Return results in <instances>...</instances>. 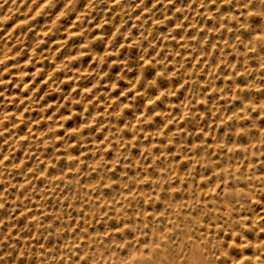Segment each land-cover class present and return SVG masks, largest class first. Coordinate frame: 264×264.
Returning a JSON list of instances; mask_svg holds the SVG:
<instances>
[{
    "label": "rangeland",
    "instance_id": "rangeland-1",
    "mask_svg": "<svg viewBox=\"0 0 264 264\" xmlns=\"http://www.w3.org/2000/svg\"><path fill=\"white\" fill-rule=\"evenodd\" d=\"M60 1L0 0V27H2L0 28V53H2L0 54V180L2 179L0 182V216L2 215L0 217V264H101L103 262H105L103 264H135L136 262H138L136 264H148L149 260L150 264H154L155 262H157V264L159 262V264H166L165 262H167V264H253V261L254 264H262L264 262V177H262V175L264 176V40H262L264 39V0H255V3L254 0H166L165 2L164 0ZM175 1H177V3ZM251 1H253V3H250ZM258 2L260 3L258 4ZM78 3H80V7ZM42 4L45 5L43 6ZM254 5L256 7H253ZM197 7H199V12L197 11ZM216 8H218V10ZM73 10H75V15L72 13ZM59 11H62V14ZM57 16L59 18H57ZM63 17H65V20ZM117 18L122 21L119 22ZM178 18L180 19L178 20ZM103 19L104 22H102ZM191 19L194 20H192L194 23H192ZM232 24H235L234 27ZM69 26H74L75 29L72 28L71 30ZM44 27L45 29L43 30L42 28ZM77 28L78 31L76 30ZM114 28H116L117 31H114L116 30ZM85 32H87V34ZM39 33L40 35H38ZM172 33L175 36H172ZM58 36H61L60 39ZM261 36L262 38H260ZM180 37L182 38L180 39ZM37 38L39 40H37ZM259 40L261 46H259ZM106 43H108V45ZM98 44L99 47H97ZM31 48H33L32 51ZM62 49H65L64 52H62ZM74 49L75 51H73ZM260 49L262 51H260ZM195 50L197 51L195 52ZM252 50H254V52ZM76 51L77 53L79 52V54H76ZM192 52L195 53V55ZM64 55H66V58L63 57ZM258 58L261 60L259 59V61ZM81 60L83 63L80 62ZM85 66L88 69H86ZM230 68H233L232 73ZM65 69L67 70L65 71ZM94 70H96V72ZM111 71L114 74L111 73ZM259 71L260 73L258 74ZM207 72H210V76H207ZM234 72L236 73L234 74ZM191 73H194V76ZM237 73L240 76L243 74L241 78H239ZM47 76L49 77L47 78ZM111 79H113V81ZM50 80H53V82ZM162 80H165L166 83L165 81L162 82ZM74 81H76L75 84L73 83ZM144 84L145 86H143ZM114 85H116V87H114ZM136 86L138 87L137 89ZM234 86L236 91L233 89ZM73 87L74 89L72 90ZM142 87L143 90H140ZM34 94L36 96H34ZM229 95H231L232 99ZM140 97L142 98L140 99ZM152 97L155 100H153ZM151 98L153 101L150 100ZM85 100L86 102L84 103ZM135 100L138 104H135ZM148 101L151 102L149 103ZM185 102H187V104ZM136 105L137 107H135ZM113 106L116 108H114L115 111ZM135 108L138 111H135ZM88 109L89 111H85ZM86 112L89 113L85 115ZM189 112L190 114H188ZM118 113L120 114L118 115ZM155 115L158 117H155ZM81 117L83 118L81 119ZM225 119H229V122ZM233 119L234 121H232ZM171 121L172 124L169 123ZM4 122L6 124H4ZM148 122H150L151 125ZM218 122L221 125L218 124ZM130 124L133 129L130 127ZM43 126H45V130ZM208 126L210 127V131ZM169 128L173 129L171 130ZM214 128L218 131L216 132L217 134L214 133ZM255 128L258 129L255 130ZM36 130L39 131V134ZM84 131L86 133H83ZM45 135L46 138L43 137ZM211 136L214 138L211 139ZM50 137L52 139H50ZM233 137L237 139H233ZM174 138L176 140H173ZM36 141H39V143H36ZM106 141L108 142L106 143ZM134 142L137 145H135ZM222 142L224 145H221ZM250 144L256 146L252 149L253 145L250 147ZM103 145L104 148L102 147ZM240 146L244 151H242ZM195 147H197V149ZM34 149L35 151H33ZM44 150L46 153H44ZM6 151H8L7 154L5 153ZM174 154L176 155L174 156ZM64 160L65 162H63ZM87 161H89V163ZM21 163L23 165H21ZM67 163L68 165L65 166ZM39 164L41 166H39ZM214 164H216V166H214ZM56 166L58 168H56ZM168 167L169 169H167ZM48 168L50 170L49 172H47ZM98 169L100 171H98ZM57 172H59V174ZM164 172L167 173L165 174ZM110 175H112L111 178ZM256 176H258V179ZM146 177L147 179H145ZM227 182L229 183L227 184ZM152 183L155 186H153ZM164 183L166 185H163ZM234 190L236 194L233 192ZM246 190L249 191L247 192ZM221 194L223 197L220 196ZM250 196L252 198L251 201ZM261 196L263 199L260 198ZM252 201L256 202H253L255 205L251 203ZM222 203H224V205H222ZM85 206L88 207L86 208ZM148 207L149 209H147ZM81 208L83 210H80ZM99 209L101 210L99 211ZM231 210L233 211L231 212ZM145 211L146 213H144ZM245 212L248 213L246 214ZM134 215L136 216L134 217ZM167 219L170 223L166 225V222H168ZM190 219L191 221L193 220L194 223L193 221L191 222ZM105 223L110 226L108 227ZM227 224L230 226H227ZM257 224L259 225L256 226ZM256 227L262 228L259 230V228L256 229ZM106 229H108V231ZM116 230L117 232H115ZM134 230L137 232H134ZM106 234H109V236ZM139 235L141 236V238L139 237L140 241L137 238ZM206 237L208 238L207 240ZM161 239L166 241L163 242ZM218 241L220 242L219 245ZM112 242L114 243L112 244ZM149 245L150 247L148 248ZM154 247H157L156 251ZM97 251L101 253L98 254ZM155 253L159 256L155 255ZM92 254L94 256H92ZM227 254H229V257ZM153 256H158V259H152ZM97 257H100V259ZM256 257L257 259L255 260ZM108 260L112 262L110 261L109 263ZM230 260H232L231 263Z\"/></svg>",
    "mask_w": 264,
    "mask_h": 264
},
{
    "label": "bare ground",
    "instance_id": "bare-ground-1",
    "mask_svg": "<svg viewBox=\"0 0 264 264\" xmlns=\"http://www.w3.org/2000/svg\"><path fill=\"white\" fill-rule=\"evenodd\" d=\"M55 1H57V0H55ZM59 1H60V0H59ZM61 1H62V0H61ZM61 1H60V2H61ZM71 1H72V0H71ZM86 1H87V0H86ZM86 1H84V2H86ZM96 1H99V0H96ZM112 1H113V0H112ZM121 1H122V0H121ZM151 1H152V0H151ZM165 1H166V0H164V2H165ZM190 1H191V0H190ZM192 1H193V0H192ZM63 2H64V1H63ZM73 2H74V1H73ZM76 2H78V1L76 0ZM129 2H130V1H129ZM137 2H138V1H137ZM146 2H147V1H146ZM154 2H155V1H154ZM162 2H163V1H162ZM169 2H170V1H169ZM175 2L177 3V1H175ZM184 2H185V1H184ZM196 2H197V1H196ZM231 2H232V1H231ZM237 2H238V1H237ZM55 3H56V2H55ZM57 3H59V2H57ZM125 3H126V2H125ZM140 3H141V2H140ZM144 3H145V2H144ZM148 3H149V2H148ZM167 3H168V2H167ZM250 3H253V1H251ZM250 3H249V4H250ZM254 3H255V0H254ZM259 3H260V2H258V4H259ZM72 4H73V3H72ZM79 4H80V3H78V6H79ZM88 4H89V3H88ZM97 4H98V3H97ZM135 4H136V2H135ZM159 4H160V2H159ZM180 4H181V2H180ZM229 4H230V2H229ZM229 4H228V5H229ZM239 4H241V3H239ZM30 5H31V4H30ZM42 5H43V4H42ZM44 5H45V4H44ZM44 5H43V6H44ZM46 5H47V3H46ZM49 5H50V4H49ZM49 5H48V6H49ZM76 5H77V4H76ZM89 5H90V4H89ZM91 5H92V4H91ZM93 5H94V3H93ZM125 5H126V4H125ZM152 5H153V4H152ZM192 5H193V4H192ZM197 5H198V3H197ZM199 5H200V4H199ZM39 6H40V5H39ZM43 6H42V7H43ZM56 6H58V5H56ZM60 6H61V5H60ZM80 6H81V5H80ZM80 6H79V7H80ZM119 6H120V5H119ZM131 6H132V5H131ZM133 6H134V5H133ZM162 6H163V5H162ZM188 6H189V5H188ZM212 6H213V5H212ZM220 6H221V4H220ZM49 7H50V6H49ZM52 7H53V6H52ZM52 7H51V8H52ZM54 7H55V5H54ZM54 7H53V8H54ZM72 7H73V6H72ZM74 7H75V6H74ZM84 7H85V6H84ZM86 7H87V6H86ZM98 7H99V6H98ZM104 7H105V6H104ZM116 7H117V6H116ZM125 7H126V6H125ZM154 7H155V6H154ZM158 7H159V6H158ZM174 7H175V6H174ZM184 7H185V6H184ZM200 7H201V6H200ZM248 7H249V6H248ZM250 7H251V5H250ZM253 7H256V6L254 5ZM47 8H48V7H47ZM51 8H50V9H51ZM66 8H67V7H66ZM66 8H65V9H66ZM70 8H71V7H70ZM88 8H89V7H88ZM175 8H176V7H175ZM198 8H199V7H197V11H198ZM244 8H247V7H244ZM43 9H44V8H43ZM54 9H55V8H54ZM58 9H59V8H58ZM58 9H57V10H58ZM60 9H61V8H60ZM63 9H64V8H63ZM81 9H82V8H81ZM95 9H96V8H95ZM104 9H105V8H104ZM119 9H120V8H119ZM166 9H167V8H166ZM166 9H164V10H166ZM179 9H180V8H179ZM187 9H188V8H187ZM216 9L218 10V8H216ZM258 9H259V8H258ZM44 10H45V9H44ZM51 10H52V9H51ZM66 10H67V9H66ZM69 10H70V9H69ZM78 10H79V9H78ZM86 10H87V9H86ZM131 10H132V9H131ZM155 10H156V9H155ZM260 10H261V9H260ZM63 11H64V10H63ZM74 11H75V10H73L72 13H74ZM81 11H82V10H81ZM88 11H89V10H88ZM94 11H95V10H94ZM96 11H97V9H96ZM129 11H130V10H129ZM142 11H143V10H142ZM172 11H173V10H172ZM5 12H6V11H5ZM52 12H53V11H52ZM59 12L61 13L62 11H59ZM65 12H66V11H65ZM65 12H64V13H65ZM82 12H83V11H82ZM92 12H93V11H92ZM112 12H113V11H112ZM149 12H150V11H149ZM154 12H155V11H154ZM154 12H153V13H154ZM165 12H166V11H165ZM170 12H171V11H170ZM183 12H184V11H183ZM183 12H182V13H183ZM187 12H188V11H187ZM191 12H192V10H191ZM198 12H199V11H198ZM219 12H220V11H219ZM260 12H262V11H260ZM50 13H51V12H50ZM70 13H71V12H70ZM194 13H195V12H194ZM235 13H236V12H235ZM237 13H238V12H237ZM262 13H263V12H262ZM61 14H62V13H61ZM75 14H76V13H74V15H75ZM78 14H79V13H78ZM91 14H92V13H91ZM112 14H113V13H112ZM137 14H138V13H137ZM176 14H177V13H176ZM205 14H206V13H205ZM246 14H247V13H246ZM56 15H57V14H56ZM68 15H69V13H68ZM165 15H168V14H165ZM211 15H213V14H211ZM236 15H237V14H236ZM250 15H251V14H250ZM257 15H259V14H257ZM257 15H256V18H257ZM261 15H262V14H261ZM70 16H71V14H70ZM70 16H68V17H70ZM108 16H109V15H108ZM111 16H112V15H111ZM133 16H134V14H133ZM157 16H158V15H157ZM176 16H177V15H176ZM188 16H189V15H188ZM3 17H4V16H3ZM48 17H49V16H48ZM61 17H62V15H61ZM89 17H91V16H89ZM97 17H98V16H97ZM117 17H118V16H117ZM122 17H123V16H122ZM141 17H143V16H141ZM155 17H156V16H155ZM193 17H194V16H193ZM231 17H232V16H231ZM239 17H240V16H239ZM239 17H238V18H239ZM30 18H31V17H30ZM45 18H46V17H45ZM53 18H54V17H53ZM55 18H56V16H55ZM57 18H59V17L57 16ZM64 18H65V17H63V19H64ZM72 18H73V17H72ZM92 18H94V17H92ZM92 18H91V19H92ZM100 18H101V17H100ZM110 18H111V17H110ZM145 18H146V17H145ZM254 18H255V16H254ZM254 18H253V20H254ZM46 19H47V18H46ZM51 19H52V18H51ZM63 19H62V21H63ZM86 19H88V18H86ZM114 19H115V18H114ZM118 19H119V18H117V20H118ZM124 19H125V18H124ZM131 19H132V18H131ZM139 19H140V18H139ZM153 19H155V18H153ZM163 19H164V18H163ZM179 19H180V18H178V20H179ZM193 19H195V18H193ZM193 19H191V21H192ZM215 19H216V18H215ZM219 19H220V18H219ZM53 20H55V19H53ZM64 20H65V19H64ZM74 20H75V19H74ZM74 20H73V21H74ZM82 20H83V19H82ZM88 20H89V19H88ZM207 20H208V19H207ZM220 20H221V19H220ZM259 20H260V19H259ZM263 20H264V18H263ZM49 21H50V20H49ZM67 21H68V19H67ZM85 21H86V20H85ZM85 21H84V22H85ZM99 21H100V20H99ZM108 21H110V20H108ZM118 21L120 22V21H122V20H118ZM193 21H194V20H193ZM193 21H192V23H194ZM214 21H215V20H214ZM246 21H247V20H246ZM254 21H255V20H254ZM47 22H48V21H47ZM56 22H57V21H56ZM69 22H70V20H69ZM92 22H93V21H92ZM94 22H95V21H94ZM102 22H104V19H103ZM116 22H117V21H116ZM119 22H118V23H119ZM123 22H124V21H123ZM134 22H135V21H134ZM155 22H156V21H155ZM157 22H158V21H157ZM169 22H170V21H169ZM219 22H221V21H219ZM222 22H223V20H222ZM258 22H259V21H258ZM261 22H262V21H261ZM43 23H44V21H43ZM72 23H73V22H72ZM75 23H77V22H75ZM89 23H90V22H89ZM108 23H109V22H108ZM113 23H115V22H113ZM130 23H131V22H130ZM170 23H171V22H170ZM232 23H233V22H232ZM235 23H236V22H235ZM256 23H257V22H256ZM9 24H10V23H9ZM61 24H62V22H61ZM90 24H91V23H90ZM92 24H93V23H92ZM97 24H98V23H97ZM171 24H172V23H171ZM239 24H240V23H239ZM262 24H263V23H262ZM43 25H44V24H43ZM59 25H60V23H59ZM72 25H73V24H72ZM77 25H78V24H77ZM83 25H84V24H83ZM94 25H95V23H94ZM104 25H105V24H104ZM116 25H117V24H116ZM166 25H167V23H166ZM172 25H173V24H172ZM193 25H194V24H193ZM232 25H233V24H232ZM234 25H235V24H234ZM234 25H233V27H234ZM263 25H264V24H263ZM2 26H3V25H2ZM15 26H16V25H15ZM53 26H54V25H53ZM56 26H57V25H56ZM64 26H65V25H64ZM91 26H92V25H91ZM97 26H99V25H97ZM117 26H118V25H117ZM128 26H129V25H128ZM136 26H137V25H136ZM181 26H182V25H181ZM183 26H184V25H183ZM237 26H238V25H237ZM251 26H252V25H251ZM251 26H250V27H251ZM3 27H4V26H3ZM12 27H13V26H12ZM46 27H47V26H46ZM54 27H55V26H54ZM54 27H52V28H54ZM62 27H63V25H62ZM65 27H66V26H65ZM69 27H71V26H69ZM82 27H83V26H82ZM103 27H104V26H103ZM108 27H109V25H108ZM160 27H161V26H160ZM167 27H168V26H167ZM167 27H166V28H167ZM170 27H171V25H170ZM174 27H175V26H174ZM0 28H2V27H0ZM14 28H15V27H14ZM14 28H13V29H14ZM47 28H48V27H47ZM52 28H51V29H52ZM63 28H64V27H63ZM72 28H74V26L71 27L70 29L72 30ZM116 28H118V27H116ZM116 28H114V29H116ZM119 28H120V27H119ZM181 28H183V27H181ZM203 28H204V27H203ZM222 28H223V27H222ZM222 28H221V29H222ZM231 28H232V27H231ZM247 28H248V27H247ZM256 28H257V27H256ZM5 29H6V28H5ZM42 29L44 30L45 27L42 28ZM61 29H62V28H61ZM64 29H65V28H64ZM74 29H75V28H74ZM79 29H80V28H79ZM88 29H90V28H88ZM133 29H134V28H133ZM147 29H148V28H147ZM160 29H161V28H160ZM162 29H163V28H162ZM186 29H187V28H186ZM191 29H192V28H191ZM200 29H201V28H200ZM211 29H212V28H211ZM241 29H243V28L241 27ZM2 30H3V29H2ZM2 30H1V31H2ZM9 30H10V29H9ZM62 30H63V29H62ZM76 30L78 31V28H77ZM86 30H87V29H86ZM138 30H139V29H138ZM164 30H165V29H164ZM180 30H181V29H180ZM10 31H13V30H10ZM10 31H9V32H10ZM38 31H39V30H38ZM50 31H51V30H50ZM90 31H91V30H90ZM92 31H93V30H92ZM114 31H117V29L114 30ZM123 31H124V30H123ZM135 31H136V29H135ZM139 31H140V30H139ZM156 31H157V30H156ZM183 31H184V30H183ZM205 31H206V30H205ZM211 31H212V30H211ZM232 31H233V30H232ZM243 31H244V29H243ZM40 32H41V31H40ZM48 32H49V31H48ZM121 32H122V31H121ZM158 32H159V31H158ZM164 32H165V31H164ZM177 32H178V31H177ZM188 32H189V31H188ZM238 32H239V30H238ZM240 32H241V31H240ZM10 33H11V32H10ZM41 33H42V32H41ZM45 33H46V32H45ZM64 33H66V32H64ZM67 33H68V32H67ZM78 33H80V32H78ZM85 33L87 34V32H85ZM149 33H150V32H149ZM149 33H148V35H149ZM186 33H187V32H186ZM186 33H184V34H186ZM195 33H196V32H195ZM218 33H219V32H218ZM218 33H217V34H218ZM222 33H223V32H222ZM228 33H229V32H228ZM246 33H247V31H246ZM46 34H47V33H46ZM46 34H45V35H46ZM57 34H58V33H57ZM72 34H73V33H72ZM95 34H96V33H95ZM113 34H114V33H113ZM134 34H135V33H134ZM177 34H178V33H177ZM187 34H188V33H187ZM213 34H214V33H213ZM263 34H264V33H263ZM36 35H37V34H36ZM38 35H40V33H39ZM91 35H92V34H91ZM117 35H118V34H117ZM132 35H133V34H132ZM132 35H131V36H132ZM142 35H143V34H142ZM148 35H147V36H148ZM173 35H174V34L172 33V36H173ZM198 35H199V34H198ZM215 35H216V34H215ZM228 35H229V34H228ZM54 36H55V35H54ZM68 36H69V35H68ZM152 36H153V35H152ZM160 36H162V35H160ZM160 36H159V37H160ZM174 36H175V35H174ZM181 36H182V32H181ZM192 36H193V35H192ZM208 36H210V35H208ZM241 36H242V35H241ZM254 36H255V35H254ZM58 37H59V36H58ZM60 37H61V36H60ZM60 37H59V39H60ZM106 37H107V36H106ZM116 37H117V36H116ZM118 37H119V36H118ZM183 37H184V36H183ZM222 37H223V36H222ZM225 37H227V36H225ZM251 37H252V36H251ZM38 38H39V37H38ZM38 38H37V40H39ZM111 38H112V37H111ZM154 38H155V37H154ZM169 38H170V37H169ZM177 38H179V37H177ZM181 38H182V37H180V39H181ZM197 38H198V37H197ZM197 38H196V39H197ZM210 38H211V37H210ZM256 38H257V37H256ZM260 38H262V36H261ZM263 38H264V37H263ZM62 39H64V38H62ZM85 39H87V38H85ZM90 39H91V38H90ZM90 39H89V40H90ZM108 39H109V38H108ZM136 39H137V38H136ZM142 39H143V38H142ZM150 39H151V38H150ZM222 39H223V38H222ZM257 39H258V38H257ZM51 40H52V39H51ZM67 40H68V39H67ZM82 40H83V39H82ZM96 40H97V39H96ZM104 40H105V39H104ZM106 40H107V39H106ZM114 40H115V38H114ZM119 40H120V39H119ZM122 40H123V39H122ZM148 40H149V39H148ZM154 40H155V39H154ZM193 40H194V38H193ZM250 40H251V39H250ZM260 40H261V39H260ZM260 40L258 41L259 43H260ZM262 40H264V39H262ZM57 41H58V40H57ZM62 41H63V40H62ZM107 41H108V40H107ZM124 41H125V40H124ZM161 41H162V40H161ZM188 41H189V40H188ZM195 41H196V40H195ZM213 41H214V40H213ZM235 41H236V40H235ZM251 41H252V40H251ZM255 41H256V40H255ZM39 42H40V41H39ZM84 42H85V40H84ZM84 42H83V43H84ZM108 42H109V41H108ZM116 42H117V41H116ZM121 42H122V41H121ZM144 42H146V41H144ZM152 42H153V41H152ZM199 42H200V41H199ZM252 42H253V41H252ZM54 43H55V42H54ZM77 43H78V42H77ZM96 43H97V42H96ZM98 43H99V42H98ZM101 43H102V42H101ZM140 43H141V42H140ZM153 43H154V42H153ZM158 43H159V42H158ZM190 43H191V42H190ZM205 43H206V41H205ZM221 43H222V42H221ZM248 43H249V42H248ZM48 44H49V43H48ZM56 44H57V43H56ZM81 44H82V43H81ZM106 44L108 45V43H106ZM121 44H123V43H121ZM142 44H143V43H142ZM154 44H156V43H154ZM154 44H153V45H154ZM160 44H161V42H160ZM179 44H180V43H179ZM192 44H193V42H192ZM194 44H195V43H194ZM214 44H215V43H214ZM243 44H244V43H243ZM52 45H53V44H52ZM79 45H80V44H79ZM82 45H83V44H82ZM157 45H159V44H157ZM157 45H156V46H157ZM188 45H189V44H188ZM221 45H222V44H221ZM251 45H252V43H251ZM258 45H259V44H258ZM56 46H57V45H56ZM56 46H55V48H56ZM62 46H63V44H62ZM80 46H81V45H80ZM96 46H97V45H96ZM144 46H145V45H144ZM147 46H148V45H147ZM147 46H146V47H147ZM168 46H170V45H168ZM190 46H191V45H190ZM205 46H206V45H205ZM224 46H225V45H224ZM247 46H248V44H247ZM259 46H261V43H260ZM31 47H32V46H31ZM51 47H52V46H51ZM71 47H72V46H71ZM92 47H93V46H92ZM94 47H95V46H94ZM97 47H99V44H98ZM104 47H105V46H104ZM148 47H149V46H148ZM221 47H222V46H221ZM230 47H231V46H230ZM252 47H253V46H252ZM114 48H115V47H114ZM114 48H113V49H114ZM118 48H119V47H118ZM118 48H116V49H118ZM142 48H143V45H142ZM155 48H156V47H155ZM167 48H169V47H167ZM187 48H188V47H187ZM216 48H217V47H216ZM233 48H234V47H233ZM263 48H264V47H263ZM8 49H9V48H8ZM19 49H20V47H19ZM28 49H29V48H28ZM32 49H33V48H31V51H32ZM51 49H52V48H51ZM94 49H96V48H94ZM100 49H101V48H100ZM113 49H112V50H113ZM177 49H178V48H177ZM183 49H185V48H183ZM188 49H190V48H188ZM214 49H215V48H214ZM228 49H229V48H228ZM248 49H249V48H248ZM3 50H4V49H3ZM49 50H50V49H49ZM53 50H54V48H53ZM57 50H58V49H57ZM62 50H63V49H62ZM64 50H65V49H64ZM64 50H63L62 52H64ZM104 50H105V49H104ZM108 50H109V49H108ZM139 50H140V48H139ZM210 50H211V49H210ZM23 51H24V50H23ZM29 51H30V50H29ZM35 51H36V50H35ZM51 51H52V50H51ZM73 51H75V49H74ZM93 51H95V50H93ZM163 51H164V50H163ZM173 51H174V50H173ZM190 51H191V50H190ZM196 51H197V50H195V52H196ZM214 51H215V50H214ZM220 51H221V50H220ZM225 51H226V50H225ZM236 51H237V50H236ZM244 51H245V50H244ZM252 51L254 52V50H252ZM260 51H262V50L260 49ZM260 51H259V52H260ZM55 52H56V51H55ZM62 52H61V54H62ZM86 52H87V51H86ZM141 52H142V51H141ZM211 52H212V51H211ZM223 52H224V51H223ZM249 52H250V51H249ZM249 52H248V53H249ZM259 52H258V53H259ZM23 53H24V52H23ZM71 53H72V52H71ZM82 53H83V52H82ZM82 53H81V54H82ZM84 53H85V52H84ZM99 53H100V52H99ZM106 53H107V50H106ZM112 53H114V52H112ZM132 53H133V51H132ZM134 53H135V52H134ZM192 53H193V52H192ZM236 53H237V52H236ZM238 53H239V52H238ZM0 54H2V53H0ZM58 54H59V53H58ZM76 54H79V52L77 53V51H76ZM141 54H142V53H141ZM193 54L195 55V53H193ZM221 54H223V53H221ZM227 54H228V53H227ZM66 55H67V54H66ZM66 55H64L63 57L66 58ZM70 55H71V54H70ZM101 55H102V54H101ZM103 55H104V54H103ZM124 55H125V54H124ZM161 55H162V54H161ZM173 55H174V53H173ZM210 55H211V54H210ZM210 55H209V56H210ZM230 55H231V54H230ZM247 55H248V54H247ZM251 55H252V54H251ZM56 56H57V54H56ZM67 56H68V55H67ZM83 56H84V55H83ZM203 56H204V55H203ZM249 56H250V55H249ZM61 57H62V56H61ZM75 57H77V56H75ZM130 57H132V56H130ZM157 57H158V56H157ZM185 57H186V56H185ZM207 57H208V55H207ZM207 57H206V58H207ZM224 57H225V56H224ZM228 57H229V56H228ZM234 57H235V56H234ZM243 57H244V56H243ZM1 58H2V57H1ZM16 58H17V56H16ZM48 58H49V57H48ZM77 58H78V57H77ZM93 58H95V57H93ZM93 58H92V59H93ZM138 58H139V57H138ZM237 58H238V57H237ZM51 59H52V58H51ZM79 59H80V58H79ZM82 59H83V58H82ZM100 59H101V58H100ZM156 59H157V58H156ZM197 59H198V58H197ZM199 59H200V58H199ZM207 59H209V58H207ZM259 59H260V58H258V60H259ZM84 60H85V59H84ZM134 60H135V59H134ZM200 60H201V59H200ZM209 60H211V59H209ZM258 60H257V61H258ZM260 60H261V59H260ZM260 60H259V61H260ZM107 61H108V60H107ZM188 61H189V60H188ZM196 61H198V60H196ZM78 62H79V61H78ZM80 62L83 63L82 60H81ZM89 62H90V61H89ZM91 62H92V60H91ZM124 62H125V61H124ZM152 62H153V61H152ZM152 62H151V63H152ZM183 62H184V61H183ZM225 62H226V61H225ZM225 62H224V63H225ZM243 62H244V61H243ZM86 63H87V62H86ZM107 63H108V62H107ZM141 63H142V62H141ZM179 63H180V62H179ZM179 63H178V64H179ZM197 63H198V62H197ZM200 63H201V62H200ZM200 63H199V64H200ZM202 63H205V62H202ZM236 63H237V62H236ZM239 63H240V62H239ZM263 63H264V62H263ZM65 64H66V63H65ZM67 64H68V63H67ZM89 64H90V63H89ZM94 64H95V63H94ZM124 64H125V63H124ZM152 64H153V63H152ZM152 64H151V65H152ZM186 64H187V63H186ZM188 64H189V63H188ZM205 64H206V63H205ZM207 64H208V63H207ZM237 64H238V63H237ZM261 64H262V63H261ZM54 65H55V64H54ZM83 65H84V64H83ZM83 65H82V66H83ZM91 65H92V64H91ZM129 65H130V64H129ZM196 65H197V64H196ZM259 65H260V63H259ZM152 66H153V65H152ZM176 66H177V65H176ZM221 66H222V65H221ZM238 66H239V65H238ZM261 66L263 67V64H262ZM52 67H54V66H52ZM66 67H67V66H66ZM73 67H74V66H73ZM85 67H86V66H85ZM153 67H154V66H153ZM219 67H220V65H219ZM235 67H236V66H235ZM50 68H51V67H50ZM50 68H49V69H50ZM68 68H69V66H68ZM90 68H92V67H90ZM98 68H99V67H98ZM193 68H194V66H193ZM205 68H206V67H205ZM74 69H76V68H74ZM86 69H88V68L86 67ZM86 69H85V70H86ZM96 69H97V68H96ZM136 69H137V68H136ZM143 69H144V68H143ZM154 69H155V68H154ZM180 69H181V68H180ZM214 69H215V68H214ZM217 69H218V68H217ZM52 70H53V69H52ZM66 70H67V69H65V71H66ZM68 70H69V69H68ZM81 70H82V69H81ZM97 70H100V69H97ZM230 70H231V73H232L233 68H232V69L230 68ZM252 70H253V69H252ZM259 70H260V69H259ZM94 71L96 72V70H94ZM104 71H105V70H104ZM168 71H169V70H168ZM194 71H195V70H194ZM209 71H210V70H209ZM52 72H53V71H52ZM63 72H64V71H63ZM67 72H69V71H67ZM83 72H84V71H83ZM97 72H98V71H97ZM116 72H117V71H116ZM150 72H151V71H150ZM192 72H193V71H192ZM229 72H230V71H229ZM252 72H253V71H252ZM47 73H48V71H47ZM98 73H99V72H98ZM111 73H113V72L111 71ZM235 73H236V72H234V74H235ZM259 73H260V71L258 72V74H259ZM83 74H84V73H83ZM86 74H88V73H86ZM99 74H100V73H99ZM113 74H114V73H113ZM133 74H134V73H133ZM147 74H149V73H147ZM150 74H151V73H150ZM152 74H153V73H152ZM191 74L194 76V73H191ZM200 74H201V73H200ZM46 75H47V74H46ZM56 75H57V74H56ZM58 75H59V74H58ZM70 75H71V74H70ZM117 75H118V74H117ZM131 75H132V74H131ZM186 75H187V74H186ZM198 75H199V74H198ZM208 75L210 76V72H209V73L207 72V76H208ZM214 75H215V74H214ZM237 75L239 76V78H241V76H242L243 74H241V76H240V75L237 73ZM59 76H60V75H59ZM64 76H65V75H64ZM68 76H69V75H68ZM84 76H85V75H84ZM90 76H91V74H90ZM146 76H147V75H146ZM146 76H144V77H146ZM167 76H168V75H167ZM173 76H174V75H173ZM184 76H185V75H184ZM207 76H206V77H207ZM233 76H234V75H233ZM249 76H251V75H249ZM26 77H27V76H26ZM41 77H42V76H41ZM48 77H49V76H47V78H48ZM55 77H56V76H55ZM75 77H76V76H75ZM78 77H79V76H78ZM78 77H77V78H78ZM92 77H93V76H92ZM106 77H107V76H106ZM236 77H237V76H236ZM47 78H46V79H47ZM60 78H61V77H60ZM68 78H69V77H68ZM89 78H90V77H89ZM109 78H110V77H109ZM128 78H129V75H128ZM130 78H131V77H130ZM132 78H133V76H132ZM137 78H138V77H137ZM140 78H142V77H140ZM210 78H211V77H210ZM39 79H40V78H39ZM51 79H52V78H51ZM95 79H96V78H95ZM113 79H114V78H113ZM113 79H111V80L113 81ZM124 79H125V77H124ZM184 79H186V78H184ZM184 79H183V80H184ZM228 79H229V78H228ZM228 79H227V80H228ZM247 79H248V78H247ZM263 79H264V78H263ZM60 80H61V79H60ZM70 80H72V79H70ZM151 80H152V79H151ZM192 80H193V79H192ZM205 80H206V79H205ZM242 80H243V79H242ZM39 81H40V80H39ZM50 81H51V80H50ZM79 81H80V80H79ZM93 81H94V80H93ZM105 81H106V80H105ZM129 81H130V80H129ZM133 81H134V80H133ZM133 81H132V82H133ZM145 81H146V80H145ZM160 81H161V80H160ZM164 81H165V80H164ZM164 81L162 80V82H164ZM228 81H229V80H228ZM254 81H255V80H254ZM26 82H27V81H26ZM33 82H34V81H33ZM48 82H49V81H48ZM51 82H53V80H52ZM75 82H76V81H74L73 83L75 84ZM108 82H109V81H108ZM134 82H135V81H134ZM183 82H184V81H183ZM81 83H82V82H81ZM95 83H97V82H95ZM95 83H94V84H95ZM100 83H101V82H100ZM137 83H139V82H137ZM159 83H160V82H159ZM165 83H166V81H165ZM206 83H207V82H206ZM226 83H227V82H226ZM259 83H260V82H259ZM23 84H24V83H23ZM28 84H29V83H28ZM30 84H31V83H30ZM48 84H50V83H48ZM69 84H70V83H69ZM69 84H68V85H69ZM76 84H77V83H76ZM85 84H86V83H85ZM94 84H93V85H94ZM122 84H123V83H122ZM132 84H133V83H132ZM161 84H162V83H161ZM163 84H164V83H163ZM250 84H251V83H250ZM40 85H41V84H40ZM70 85H71V84H70ZM101 85H102V84H101ZM118 85H120V84H118ZM133 85H134V84H133ZM137 85H138V84H137ZM140 85H141V84H140ZM211 85H212V84H211ZM71 86H72V85H71ZM83 86H84V84H83ZM87 86H88V84H87ZM91 86H92V85H91ZM125 86H126V85H125ZM141 86H142V85H141ZM143 86H145V84H144ZM76 87H77V86H76ZM85 87H86V86H85ZM114 87H116V85H114ZM133 87H134V86H133ZM163 87H164V86H163ZM80 88H81V87H80ZM87 88H88V87H87ZM126 88H127V86H126ZM137 88H138V87L136 86V89H137ZM180 88H181V87H180ZM214 88H215V87H214ZM227 88H228V87H227ZM231 88H232V87H231ZM236 88H237V87H236ZM22 89H23V87H22ZM73 89H74V87L72 88V90H73ZM85 89H86V88H85ZM89 89H91V88H89ZM139 89H140V88H139ZM174 89H175V86H174ZM233 89H235V86L233 87ZM233 89H232V90H233ZM35 90H36V89H35ZM100 90H101V89H100ZM102 90H103V89H102ZM105 90H107V89H105ZM134 90H135V88H134ZM140 90H143V87H142V89H140ZM172 90H173V89H172ZM180 90H181V89H180ZM180 90H179V91H180ZM195 90H196V89H195ZM207 90H208V89H207ZM213 90H214V89H213ZM243 90H244V89H243ZM87 91H88V90H87ZM97 91H98V90H97ZM110 91H111V90H110ZM122 91H123V90H122ZM135 91H136V90H135ZM153 91H154V90H153ZM233 91H234V90H233ZM235 91H236V89H235ZM252 91H253V90H252ZM260 91H261V90H260ZM27 92H28V91H27ZM32 92H33V91H32ZM70 92H72V91H70ZM82 92H83V90H82ZM82 92H81V93H82ZM88 92H89V91H88ZM123 92H124V91H123ZM133 92H134V91H133ZM136 92H137V91H136ZM140 92H141V91H140ZM157 92H158V89H157ZM170 92H171V91H170ZM170 92H169V93H170ZM188 92H189V91H188ZM190 92H191V91H190ZM194 92H195V91H194ZM222 92H223V91H222ZM245 92H246V90H245ZM151 93H152V91H151ZM212 93H213V92H212ZM229 93H230V91H229ZM255 93H256V92H255ZM24 94H25V93H24ZM82 94H83V93H82ZM116 94H119V93H116ZM127 94H128V93H127ZM157 94H158V93H157ZM71 95H72V94H71ZM106 95H107V94H106ZM114 95H115V94H114ZM148 95H149V94H148ZM167 95H168V94H167ZM207 95H208V94H207ZM232 95H233V94H232ZM34 96H36V95L34 94ZM81 96H82V95H81ZM81 96H80V97H81ZM110 96H111V94H110ZM127 96H128V95H127ZM131 96H132V95H131ZM145 96H147V95H145ZM151 96H152V95H151ZM164 96H165V95H164ZM168 96H169V95H168ZM229 96H230V98L232 99L231 95H229ZM229 96H228V97H229ZM24 97H25V95H24ZM28 97H29V96H28ZM54 97H55V96H54ZM54 97H53V98H54ZM80 97H79V99H80ZM99 97H100V96H99ZM111 97H112V96H111ZM156 97H157V96H156ZM207 97H208V96H207ZM56 98H57V97H56ZM56 98H55V100H56ZM85 98H86V97H85ZM101 98H102V97H101ZM141 98H142V97H140V99H141ZM152 98H153V97H152ZM152 98H151L150 100H152ZM180 98H181V97H180ZM182 98H183V97H182ZM215 98H216V97H215ZM26 99H27V97H26ZM33 99H34V98H33ZM62 99H63V98H62ZM81 99H82V98H81ZM99 99H100V98H99ZM102 99H103V98H102ZM122 99H123V98H122ZM122 99H121V100H122ZM124 99H126V98H124ZM140 99H139V101H140ZM159 99H160V98H159ZM174 99H175V98H174ZM51 100H52V99H51ZM53 100H54V99H53ZM59 100H60V99H59ZM91 100H92V99H91ZM148 100H149V99H148ZM153 100H155V99L153 98ZM153 100H152V101H153ZM183 100H184V98H183ZM183 100H182V101H183ZM205 100H206V99H205ZM219 100H220V99H219ZM68 101H69V100H68ZM122 101H123V100H122ZM142 101H143V100H142ZM145 101H147V100H145ZM185 101H186V99H185ZM225 101H226V100H225ZM225 101H224V102H225ZM227 101H228V100H227ZM232 101H234V100H232ZM21 102H22V101H21ZM53 102H54V101H53ZM60 102H61V101H60ZM69 102H70V101H69ZM79 102H80V101H79ZM85 102H86V100L84 101V103H85ZM101 102H102V101H101ZM111 102H112V101H111ZM119 102H121V101H119ZM119 102H118V104H119ZM148 102H149V101H148ZM150 102H151V101H150ZM150 102H149V103H150ZM175 102H176V101H175ZM206 102H207V100H206ZM219 102H220V101H219ZM221 102H222V101H221ZM230 102H231V101H230ZM63 103H64V102H63ZM67 103H68V102H67ZM122 103H123V102H122ZM146 103H147V102H146ZM153 103H154V102H153ZM178 103H179V101H178ZM185 103L187 104V102H185ZM188 103H189V102H188ZM204 103H205V102H204ZM213 103H214V101H213ZM38 104H39V103H38ZM57 104H58V103H57ZM69 104H70V103H69ZM103 104H104V103H103ZM130 104H131V102H130ZM135 104H138V103H136V100H135ZM135 104H134V105H135ZM160 104H161V103H160ZM186 104H185V105H186ZM200 104H201V103H200ZM24 105H25V104H24ZM66 105H67V104H66ZM88 105H90V104H88ZM95 105H96V104H95ZM95 105H94V106H95ZM125 105H126V104H125ZM141 105H144V104H141ZM185 105H184V106H185ZM203 105H204V104H203ZM33 106H34V105H33ZM58 106H59V105H58ZM63 106H64V105H63ZM84 106H85V105H84ZM99 106H100V105H99ZM144 106H145V105H144ZM153 106H154V105H153ZM168 106H169V105H168ZM181 106H183V105H181ZM187 106H189V105H187ZM213 106H214V105H213ZM216 106H217V105H216ZM65 107H66V106H65ZM90 107H91V106H90ZM129 107H130V106H129ZM135 107H137V105H136ZM154 107H155V106H154ZM154 107H153V108H154ZM200 107H201V106H200ZM39 108H40V107H39ZM73 108H74V107H73ZM102 108H103V107H102ZM114 108H115V106H113V109H114ZM157 108H158V107H157ZM173 108H174V107H173ZM191 108H192V107H191ZM193 108H194V107H193ZM196 108H197V107H196ZM205 108H206V107H205ZM263 108H264V107H263ZM37 109H38V108H37ZM40 109H41V108H40ZM56 109H57V108H56ZM67 109H68V107H67ZM75 109H76V108H75ZM98 109H99V108H98ZM98 109H97V110H98ZM115 109H116V108H115ZM115 109H114V111H115ZM135 109H136V108H135ZM176 109H177V108H176ZM183 109H184V108H183ZM5 110H6V109H5ZM77 110H78V109H77ZM103 110H104V109H103ZM107 110H108V109H107ZM139 110H140V109H139ZM151 110H152V109H151ZM168 110H169V109H168ZM177 110H178V109H177ZM190 110H191V109H190ZM210 110H211V107H210ZM226 110H227V109H226ZM19 111H21V110H19ZM22 111H23V110H22ZM85 111H89V109H88V110H85ZM109 111H110V110H109ZM131 111H132V110H131ZM135 111H138V110L136 109ZM152 111H154V110H152ZM6 112H7V111H6ZM99 112H100V111H99ZM101 112H102V111H101ZM121 112H122V111H121ZM121 112H120V113H121ZM139 112H140V111H139ZM164 112H165V111H164ZM260 112H261V109H260ZM9 113H10V112H9ZM15 113H16V112H15ZM24 113H25V112H24ZM24 113H23V115H24ZM53 113H54V112H53ZM88 113H89V112H88ZM88 113L86 112L85 115H87ZM103 113H104V112H103ZM110 113H111V112H110ZM120 113H118V115H119ZM140 113H141V112H140ZM143 113H144V112H143ZM145 113H146V112H145ZM181 113H182V112H181ZM184 113H185V112H184ZM205 113H206V112H205ZM217 113H218V111H217ZM19 114H20V113H19ZM60 114H61V113H60ZM97 114H98V112H97ZM127 114H128V113H127ZM164 114H165V113H164ZM185 114H186V113H185ZM188 114H190V112H189ZM197 114H198V113H197ZM242 114H243V112H242ZM16 115H17V114H16ZM21 115H22V114H21ZM21 115H20V116H21ZM58 115H59V114H58ZM62 115H63V114H62ZM78 115H79V114H78ZM82 115H83V113H82ZM89 115H90V114H89ZM98 115H99V114H98ZM123 115H124V114H123ZM165 115H166V114H165ZM168 115H169V114H168ZM171 115H172V114H171ZM182 115H184V114H182ZM96 116H97V115H96ZM104 116H105V115H104ZM139 116H140V115H139ZM139 116H138V117H139ZM152 116H153V115H152ZM172 116H173V115H172ZM203 116H204V115H203ZM232 116H234V115H232ZM240 116H241V113H240ZM41 117H42V116H41ZM46 117H48V116H46ZM106 117H107V116H106ZM134 117H135V116H134ZM155 117H158V116L155 115ZM196 117H197V116H196ZM8 118H9V117H8ZM48 118H49V117H48ZM82 118H83V117H81V119H82ZM119 118H120V116H119ZM169 118H170V116H169ZM187 118H188V117H187ZM202 118H204V117H202ZM242 118H243V117H242ZM260 118H261V117H260ZM13 119H14V118H13ZM38 119H39V118H38ZM76 119H77V118H76ZM124 119H126V118H124ZM181 119H182V118H181ZM222 119H223V118H222ZM258 119H259V118H258ZM10 120H11V119H10ZM78 120H79V119H78ZM101 120H102V119H101ZM107 120H108V119H107ZM136 120H137V119H136ZM141 120H144V119H141ZM169 120H170V119H169ZM204 120H205V119H204ZM225 120H226V119H225ZM227 120H228V122H229V119H227ZM227 120H226V121H227ZM16 121H17V120H16ZM18 121H19V120H18ZM47 121H48V120H47ZM80 121H81V120H80ZM118 121H119V120H118ZM155 121H156V119H155ZM186 121H187V120H186ZM205 121H206V120H205ZM232 121H234V119H233ZM257 121H258V120H257ZM5 122H6V120H5ZM5 122H4V124H6ZM11 122H12V121H11ZM58 122H59V121H58ZM87 122H88V121H87ZM104 122H105V121H104ZM104 122H103V123H104ZM128 122H129V121H128ZM133 122H134V121H133ZM136 122H137V121H136ZM175 122H176V121H175ZM189 122H190V121H189ZM206 122H207V121H206ZM240 122H241V121H240ZM15 123H16V122H15ZM34 123H35V122H34ZM47 123H48V122H47ZM55 123H56V122H55ZM119 123H120V122H119ZM148 123L150 124V122H148ZM166 123H167V122H166ZM169 123L172 124V121L169 122ZM187 123H188V121H187ZM4 124H3V125H4ZM89 124H90V123H89ZM101 124H102V123H101ZM136 124H137V123H136ZM192 124H193V123H192ZM218 124H220V123L218 122ZM1 125H2V124H1ZM33 125H34V124H33ZM39 125H40V123H39ZM42 125H43V122H42ZM42 125H41V126H42ZM58 125H59V124H58ZM58 125H57V126H58ZM90 125H91V124H90ZM133 125H134V123H133ZM143 125H144V124H143ZM150 125H151V124H150ZM220 125H221V124H220ZM233 125H234V124H233ZM10 126H11V125H10ZM28 126H29V124H28ZM34 126H35V125H34ZM46 126H47V125H46ZM95 126H96V125H95ZM105 126H106V125H105ZM105 126H104V127H105ZM131 126H132V125L130 124V127H131ZM152 126H153V125H152ZM204 126H205V125H204ZM209 126H210V125H209ZM209 126H208V127H209ZM231 126H232V125H231ZM249 126H250V125H249ZM255 126H256V125H255ZM12 127H13V126H12ZM43 127H44V130H45V126H43ZM54 127H55V126H54ZM164 127H165V126H164ZM164 127H163V129H164ZM218 127H219V125H218ZM14 128H15V127H14ZM29 128H30V127H29ZM32 128L34 129L33 126H32ZM36 128H37V126H36ZM38 128H39V127H38ZM56 128H57V127H56ZM131 128L133 129V127H131ZM143 128H144V127H143ZM156 128H157V127H156ZM216 128H217V127H216ZM5 129H6V127H5ZM27 129H28V128H27ZM91 129H92V128H91ZM95 129H96V128H95ZM114 129H115V128H114ZM169 129H171V128H169ZM169 129H168V130H169ZM172 129H173V128H172ZM172 129H171V130H172ZM188 129H189V128H188ZM253 129H254V128H253ZM257 129H258V128H257ZM257 129L255 128V130H257ZM46 130H47V129H46ZM52 130H53V129H52ZM56 130H57V129H56ZM79 130H80V129H79ZM164 130H165V129H164ZM190 130H191V129H190ZM217 130H218V129H217ZM250 130H251V128H250ZM15 131H16V130H15ZM36 131H37V130H36ZM41 131H43V130H41ZM74 131H75V130H74ZM88 131H89V130H88ZM90 131H91V130H90ZM100 131H101V129H100ZM130 131H131V130H130ZM135 131H136V129H135ZM162 131H163V130H162ZM209 131H210V127H209ZM243 131H244V130H243ZM248 131H249V129H248ZM38 132H39V131H37V133H38ZM78 132H79V131H78ZM104 132H105V131H104ZM112 132H113V131H112ZM182 132H183V131H182ZM216 132H218V131H216L215 128H214V133H216ZM259 132H261V131H259ZM1 133H2V132H1ZM7 133H8V132H7ZM54 133H55V132H54ZM56 133H57V131H56ZM64 133H65V132H64ZM81 133H82V132H81ZM83 133H86V132L84 131ZM131 133H132V132H131ZM165 133H166V132H165ZM165 133H164V134H165ZM212 133H213V132H212ZM247 133H248V132H247ZM28 134H29V133H28ZM34 134H35V133H34ZM38 134H39V133H38ZM38 134H37V135H38ZM49 134H50V133H49ZM61 134H62V132H61ZM90 134H91V133H90ZM94 134H95V133H94ZM97 134H98V133H97ZM101 134H102V133H101ZM134 134H135V133H134ZM155 134H157V133H155ZM174 134H175V133H174ZM181 134H182V133H181ZM193 134H194V133H193ZM216 134H217V133H216ZM226 134H227V133H226ZM29 135H30V134H29ZM43 135H44V134H43ZM51 135H52V134H51ZM58 135L61 136L60 134H58ZM115 135H116V133H115ZM120 135H121V134H120ZM144 135H145V134H144ZM258 135H259V134H258ZM52 136H53V135H52ZM81 136H83V135H81ZM98 136H99V135H98ZM160 136H161V135H160ZM176 136H177V135H176ZM195 136H196V135H195ZM204 136H205V135H204ZM215 136H216V135H215ZM225 136H226V135H225ZM11 137H13V136H11ZM22 137H23V136H22ZM38 137H40V136H38ZM43 137L46 138V135L43 136ZM48 137H49V135H48ZM55 137H56V136H55ZM84 137H85V136H84ZM106 137H107V136H106ZM116 137H117V136H116ZM161 137H162V136H161ZM163 137H164V136H163ZM33 138H34V136H33ZM57 138H58V137H57ZM60 138H61V137H60ZM100 138H102V137H100ZM145 138H146V137H145ZM145 138H144V142H145ZM155 138H156V137H155ZM205 138H206V137H205ZM213 138H214V137H213ZM213 138H212V136H211V139H213ZM224 138H225V137H224ZM235 138H236V137H233V139H235ZM261 138H262V137H261ZM4 139H5V138H4ZM6 139H7V138H6ZM18 139H19V137H18ZM38 139H39V138H38ZM48 139H49V138H48ZM50 139H52V138L50 137ZM70 139H71V138H70ZM72 139H73V137H72ZM119 139H120V136H119ZM136 139H137V138H136ZM195 139H196V138H195ZM236 139H237V138H236ZM15 140H16V139H15ZM45 140H46V139H45ZM74 140H75V139H74ZM86 140H87V139H86ZM97 140H98V139H97ZM104 140H105V138H104ZM173 140H176V139L174 138ZM252 140H253V139H252ZM2 141H3V139H2ZM13 141H14V140H13ZM28 141H29V140H28ZM39 141H40V140H39ZM39 141H38V142L36 141V143H39ZM57 141H58V140H57ZM88 141H89V140H88ZM88 141H87V142H88ZM99 141H100V140H99ZM101 141H102V140H101ZM120 141H122V140H120ZM151 141H152V140H151ZM159 141H160V140H159ZM169 141H170V139H169ZM222 141H223V139H222ZM31 142H32V141H31ZM41 142H42V141H41ZM41 142H40V143H41ZM52 142H53V141H52ZM89 142H90V141H89ZM107 142H108V141H106V143H107ZM126 142H127V141H126ZM142 142H143V141H142ZM0 143H1V142H0ZM28 143H29V142H28ZM36 143H35V144H36ZM56 143H57V142H56ZM68 143H69V142H68ZM99 143H100V142H99ZM134 143H135V142H134ZM162 143H164V142H162ZM227 143H228V142H227ZM12 144H13V143H12ZM41 144H42V143H41ZM43 144H44V143H43ZM46 144H47V141H46ZM52 144H53V143H52ZM112 144H113V142H112ZM6 145H7V144H6ZM29 145H30V144H29ZM31 145H32V144H31ZM39 145H40V144H39ZM48 145H49V144H48ZM55 145H56V144H55ZM58 145H59V144H58ZM79 145H80V144H79ZM79 145H78V146H79ZM135 145H137V144L135 143ZM151 145H152V144H151ZM173 145H174V144H173ZM217 145H218V144H217ZM221 145H224L223 142H222ZM251 145H253V144H250V147H251ZM15 146H16V145H15ZM34 146H36V145H34ZM59 146H60V145H59ZM71 146H72V145H71ZM204 146H205V145H204ZM255 146H256V145H253V146H252V149H253V147H255ZM260 146H261V145H260ZM2 147H3V146H2ZM6 147H7V146H6ZM55 147H57V146H55ZM83 147H84V146H83ZM102 147L104 148V145H103ZM102 147H101V148H102ZM114 147H116V146H114ZM3 148H4V147H3ZM40 148H41V147H40ZM40 148H39V150H40ZM58 148H59V147H58ZM74 148H75V147H74ZM94 148H95V146H94ZM195 148L197 149V147H195ZM213 148H214V147H213ZM217 148H218V147H217ZM230 148H232V147H230ZM240 148L242 149L241 146H240ZM7 149H8V148H7ZM10 149H11V147H10ZM36 149H37V148H36ZM44 149H45V148H44ZM55 149H56V148H55ZM91 149H92V148H91ZM149 149H150V148H149ZM167 149H168V148H167ZM167 149H166V150H167ZM178 149H179V148H178ZM178 149H177V150H178ZM247 149H248V148H247ZM250 149H251V148H250ZM4 150H5V149H4ZM12 150H13V149H12ZM12 150H10V151H12ZM45 150H46V149H45ZM45 150H44V151H45ZM83 150H84V149H83ZM93 150H94V149H93ZM100 150H101V149H100ZM180 150H181V149H180ZM187 150H188V149H187ZM206 150H207V149H206ZM234 150H235V149H234ZM2 151H3V150H2ZM8 151H9V150H8ZM8 151H6L5 153L7 154ZM22 151H23V150H22ZM27 151H28V149H27ZM33 151H35V149H34ZM44 151H42V152H44ZM75 151H76V150H75ZM112 151H113V150H112ZM141 151L143 152L142 149H141ZM147 151H149V150H147ZM147 151H146V152H147ZM154 151H155V150H154ZM154 151H153V152H154ZM160 151H161V150H160ZM216 151H217V150H216ZM222 151H223V150H222ZM239 151H241V150H239ZM242 151H244V150L242 149ZM250 151H251V150H250ZM250 151H249V153H250ZM36 152H38V151H36ZM68 152H69V151H68ZM71 152H72V151H71ZM142 152H141V153H142ZM176 152H177V151H176ZM39 153H40V152H39ZM44 153H46V151H45ZM44 153H43V154H44ZM58 153H59V152H58ZM150 153H151V152H150ZM159 153H160V152H159ZM189 153H190V152H189ZM10 154H12V153H10ZM10 154H9V155H10ZM22 154H23V153H22ZM35 154H36V153H35ZM41 154H42V153H41ZM72 154H73V153H72ZM80 154H81V153H80ZM80 154H79V155H80ZM180 154H181V153H180ZM183 154H184V153H183ZM207 154H208V153H207ZM238 154H239V153H238ZM44 155H45V154H44ZM50 155H51V154H50ZM76 155H77V154H76ZM90 155H91V154H90ZM96 155H97V154H96ZM104 155H105V154H104ZM116 155H117V154H116ZM175 155H176V154H174V156H175ZM188 155H189V154H188ZM188 155H187V156H188ZM4 156H6V155H4ZM14 156H15V154H14ZM46 156H47V155H46ZM46 156H44V157H46ZM55 156H56V155H55ZM84 156H85V155H84ZM84 156H83V157H84ZM114 156H115V155H114ZM152 156H153V155H152ZM164 156H166V155H164ZM169 156H170V155H169ZM180 156H181V155H180ZM257 156H258V155H257ZM0 157H1V156H0ZM22 157H23V155H22ZM48 157H49V156H48ZM66 157H67V156H66ZM181 157H182V156H181ZM214 157H215V156H214ZM252 157H253V156H252ZM6 158H7V157H6ZM10 158H13V157H10ZM23 158H24V157H23ZM28 158H29V157H28ZM81 158H82V156H81ZM140 158H141V157H140ZM140 158H139V159H140ZM148 158H149V157H148ZM161 158H162V156H161ZM169 158H170V157H169ZM224 158H225V157H224ZM255 158H256V157H255ZM259 158H260V157H259ZM2 159H3V158H2ZM39 159H40V158H39ZM41 159H42V158H41ZM53 159H54V158H53ZM53 159H52V160H53ZM71 159H72V158H71ZM93 159H95V158H93ZM115 159H116V157H115ZM122 159H123V157H122ZM157 159H158V158H157ZM157 159H156V160H157ZM166 159H167V158H166ZM182 159H184V158H182ZM194 159H195V158H194ZM207 159H208V158H207ZM245 159H246V158H245ZM30 160H31V158H30ZM124 160H125V159H124ZM190 160H191V159H190ZM203 160H204V157H203ZM258 160H259V159H258ZM1 161H2V160H1ZM11 161H12V160H11ZM25 161H26V160H25ZM44 161H45V160H44ZM73 161H74V159H73ZM79 161H80V160H79ZM119 161H120V160H119ZM229 161H230V160H229ZM243 161H244V160H243ZM9 162H10V161H9ZM13 162H14V161H13ZM58 162H59V161H58ZM63 162H65V160H64ZM87 162L89 163V161H87ZM154 162H155V161H154ZM27 163H28V162H27ZM54 163H55V162H54ZM70 163H71V162H70ZM123 163H124V161H123ZM155 163H156V162H155ZM161 163H162V161H161ZM186 163H187V162H186ZM190 163H191V162H190ZM214 163H215V162H214ZM216 163H217V161H216ZM14 164H15V163H14ZM25 164H26V163H25ZM51 164H52V163H51ZM73 164H74V163H73ZM81 164H82V163H81ZM101 164H102V163H101ZM132 164H133V162H132ZM135 164H136V163H135ZM212 164H213V163H212ZM257 164H258V163H257ZM257 164H256V165H257ZM259 164H260V163H259ZM21 165H23V164L21 163ZM66 165H68V163L65 164V166H66ZM71 165H72V164H71ZM154 165H155V164H154ZM195 165H196V164H195ZM234 165H235V164H234ZM39 166H41V165L39 164ZM53 166H54V165H53ZM137 166H138V165H137ZM173 166H174V165H173ZM184 166H185V165H184ZM197 166H198V165H197ZM197 166H196V167H197ZM206 166H207V165H206ZM206 166H205V167H206ZM214 166H216V164H214ZM240 166H241V165H240ZM240 166H239V167H240ZM250 166H251V165H250ZM261 166H262V165H261ZM261 166H260V167H261ZM15 167H17V166H15ZM18 167H19V166H18ZM23 167H24V166H23ZM23 167H22V168H23ZM71 167H72V166H71ZM90 167H91V166H90ZM93 167H94V166H93ZM107 167H108V165H107ZM107 167H106V168H107ZM180 167H181V164H180ZM180 167H179V169H180ZM211 167H212V166H211ZM241 167H242V166H241ZM247 167H249V166H247ZM10 168H11V167H10ZM39 168H40V167H39ZM56 168H58V167L56 166ZM62 168H63V167H62ZM64 168H65V167H64ZM84 168H85V167H84ZM122 168H123V167H122ZM143 168H144V167H143ZM143 168H142V169H143ZM148 168H149V167H148ZM170 168H172V167H170ZM212 168H213V167H212ZM231 168H232V166H231ZM250 168H252V167H250ZM250 168H249V169H250ZM2 169H4V168H2ZM59 169H60V168H59ZM74 169H75V168H74ZM167 169H169V167H168ZM209 169H211V168H209ZM256 169H257V168H256ZM4 170H5V169H4ZM41 170H42V169H41ZM83 170H84V169H83ZM83 170H82V172H83ZM89 170H90V169H89ZM135 170H136V169H135ZM138 170H140V169H138ZM195 170H196V169H195ZM195 170H194V171H195ZM211 170H212V169H211ZM222 170H223V169H222ZM245 170H246V169H245ZM49 171H50V170H49V168H48V171H47V172H49ZM57 171H58V169H57ZM59 171H60V170H59ZM74 171H75V170H74ZM80 171H81V170H80ZM98 171H100V170L98 169ZM112 171H114V170H112ZM145 171H146V170H145ZM226 171H228V170H226ZM226 171H225V172H226ZM238 171H239V170H238ZM246 171H247V170H246ZM246 171H245V172H246ZM12 172H13V171H12ZM15 172H16V171H15ZM44 172H45V171H44ZM53 172H54V171H53ZM96 172H97V171H96ZM107 172H108V171H107ZM161 172H162V171H161ZM223 172H224V171H223ZM257 172H258V171H257ZM41 173H42V172H41ZM57 173L59 174V172H57ZM75 173H76V172H75ZM110 173H111V172H110ZM164 173L166 174L167 172H164ZM164 173H162V174H164ZM170 173H171V172H170ZM170 173H169V174H170ZM179 173H180V172H179ZM189 173H190V172H189ZM220 173H221V172H220ZM4 174H5V173H4ZM10 174H11V173H10ZM55 174H56V173H55ZM84 174H86V173H84ZM89 174H90V173H89ZM101 174H102V172H101ZM108 174H109V173H108ZM114 174H115V173H114ZM125 174H126V173H125ZM186 174H187V173H186ZM204 174H205V173H204ZM221 174H223V173H221ZM244 174H245V173H244ZM95 175H96V174H95ZM112 175H113V174H112ZM112 175H110V178H111ZM216 175H217V174H216ZM230 175H231V174H230ZM2 176H4V175H2ZM78 176H79V175H78ZM78 176H77V177H78ZM114 176H115V175H114ZM114 176H113V178H114ZM121 176H122V175H121ZM174 176H175V175H174ZM174 176H173V178H174ZM218 176H219V175H218ZM227 176H228V175H227ZM68 177H69V175H68ZM82 177H83V176H82ZM147 177H148V176H147ZM147 177H146L145 179H147ZM262 177H264V176L262 175ZM5 178H6V177H5ZM80 178H81V177H80ZM90 178H91V176H90ZM120 178H122V177H120ZM193 178H194V176H193ZM253 178H254V177H253ZM253 178H252V179H253ZM256 178L258 179V176H256ZM60 179H61V178H60ZM82 179H83V178H82ZM88 179H89V178H88ZM187 179H188V178H187ZM209 179H210V178H209ZM218 179H219V178H218ZM237 179H238V178H237ZM246 179H247V178H246ZM250 179H251V178H250ZM263 179H264V178H263ZM1 180H2V179H1ZM1 180H0V182H1ZM15 180H16V179H15ZM101 180H102V179H101ZM129 180H130V179H129ZM160 180H161V178H160ZM160 180H158V181H160ZM188 180H189V179H188ZM207 180H208V179H207ZM239 180H240V179H239ZM239 180H238V181H239ZM82 181H83V180H82ZM87 181H88V180H87ZM104 181H106V180H104ZM131 181H132V180H131ZM147 181H148V180H147ZM155 181H156V180H155ZM238 181H236V182H238ZM253 181H254V180H253ZM70 182H71V181H70ZM75 182H76V181H75ZM89 182H90V181H89ZM100 182H101V181H100ZM100 182H99V183H100ZM167 182H168V180H167ZM170 182H171V181H170ZM174 182H175V181H174ZM232 182H233V181H232ZM9 183H10V182H9ZM9 183H8V184H9ZM60 183H61V182H60ZM76 183H77V182H76ZM103 183H104V182H103ZM115 183H116V182H115ZM122 183H123V182H122ZM153 183H154V182H153ZM153 183H152V185H153ZM168 183H169V182H168ZM168 183H167V184H168ZM180 183H181V182H180ZM228 183H229V182H227V184H228ZM260 183H261V182H260ZM74 184H75V183H74ZM117 184H118V183H117ZM136 184H137V183H136ZM146 184H147V183H146ZM170 184H171V183H170ZM237 184H238V183H237ZM0 185H1V184H0ZM98 185H99V184H98ZM115 185H116V184H115ZM163 185H166V184L164 183ZM218 185H219V184H218ZM225 185H226V184H225ZM230 185H231V184H230ZM249 185H250V184H249ZM67 186H68V185H67ZM100 186H101V185H100ZM153 186H155V185H153ZM157 186H158V185H157ZM170 186H171V185H170ZM178 186H179V185H178ZM198 186H199V183H198ZM214 186H215V185H214ZM50 187H51V186H50ZM59 187H60V186H59ZM93 187H94V186H93ZM96 187H97V186H96ZM96 187H95V188H96ZM107 187H108V186H107ZM167 187H168V186H167ZM184 187H185V185H184ZM114 188H115V187H114ZM116 188H117V187H116ZM121 188H122V187H121ZM140 188H141V187H140ZM165 188H166V187H165ZM195 188H196V187H195ZM226 188H227V187H226ZM232 188H234V187H232ZM249 188H251V187H249ZM19 189H20V188H19ZM69 189H70V188H69ZM109 189H110V188H109ZM131 189H132V188H131ZM189 189H190V187H189ZM197 189H198V188H197ZM199 189H200V188H199ZM216 189H217V187H216ZM247 189H248V188H247ZM263 189H264V188H263ZM263 189H262V190H263ZM106 190H107V188H106ZM154 190H155V189H154ZM157 190H158V189H157ZM162 190H163V188H162ZM178 190H179V189H178ZM220 190H221V189H220ZM11 191H12V190H11ZM76 191H77V189H76ZM84 191H85V190H84ZM87 191H88V190H87ZM95 191H96V190H95ZM95 191H94V192H95ZM100 191H101V190H100ZM115 191H116V190H115ZM115 191H114V193H115ZM127 191H128V190H127ZM129 191H130V190H129ZM136 191H137V190H136ZM136 191H135V193H136ZM143 191H144V190H143ZM222 191H223V190H222ZM238 191H239V190H238ZM246 191L248 192L249 190H246ZM251 191H252V190H251ZM63 192H64V191H63ZM65 192H66V190H65ZM96 192H97V191H96ZM111 192H112V191H111ZM159 192H160V191H159ZM174 192H176V191H174ZM181 192H182V191H181ZM188 192H189V191H188ZM195 192H197V191H195ZM198 192H199V191H198ZM233 192H235V190H234ZM6 193H7V192H6ZM51 193H52V192H51ZM147 193H148V192H147ZM171 193H172V192H171ZM185 193H186V191H185ZM220 193H221V192H220ZM222 193H224V192H222ZM260 193H261V192H260ZM3 194H4V193H3ZM56 194H57V193H56ZM56 194H55V195H56ZM94 194H95V193H94ZM116 194H117V193H116ZM123 194H124V193H123ZM190 194H191V193H190ZM207 194H208V193H207ZM215 194H216V193H215ZM224 194H225V193H224ZM235 194H236V192H235ZM243 194H244V193H243ZM11 195H12V194H11ZM42 195H43V194H42ZM46 195H47V194H46ZM61 195H62V194H61ZM70 195H71V194H70ZM127 195H128V194H127ZM256 195H257V194H256ZM34 196H35V195H34ZM62 196H63V195H62ZM123 196H124V195H123ZM131 196H132V195H131ZM140 196H141V195H140ZM140 196H139V197H140ZM157 196H158V194H157ZM166 196H168V195H166ZM198 196H199V195H198ZM200 196H202V195H200ZM205 196H206V195H205ZM220 196L223 197L222 194H221ZM262 196H263V195H262ZM262 196H261L260 198H262ZM1 197H2V196H1ZM111 197H112V196H111ZM121 197H122V196H121ZM121 197H120V198H121ZM127 197H128V196H127ZM192 197H193V196H192ZM206 197H207V196H206ZM208 197H209V196H208ZM225 197H226V196H225ZM30 198H31V196H30ZM51 198H53V197H51ZM66 198H67V197H66ZM92 198H93V197H92ZM100 198H102V197H100ZM115 198H116V197H115ZM142 198H143V197H142ZM183 198H184V197H183ZM204 198H205V197H204ZM250 198H251V196H250ZM38 199H39V198H38ZM68 199H69V198H68ZM172 199H173V198H172ZM200 199H201V197H200ZM262 199H263V198H262ZM30 200H31V199H30ZM42 200H43V199H42ZM66 200H67V199H66ZM114 200H115V199H114ZM140 200H141V199H140ZM148 200H149V199H148ZM148 200H147V201H148ZM157 200H158V199H157ZM204 200H206V199H204ZM251 200H252V198L250 199V201H251ZM260 200H261V199H260ZM260 200H259V201H260ZM25 201H26V200H25ZM47 201H48V200H47ZM50 201H51V200H50ZM87 201H89V200H87ZM96 201H97V200H96ZM106 201H107V199H106ZM136 201H137V200H136ZM248 201H249V199H248ZM259 201H257V202H259ZM54 202H55V200H54ZM218 202H219V200H218ZM226 202H227V201H226ZM253 202H254V201H252L251 203H253ZM260 202H262V201H260ZM25 203H26V202H25ZM34 203H36V202H34ZM55 203H56V202H55ZM57 203H58V202H57ZM65 203H66V202H65ZM109 203H110V202H109ZM185 203H186V202H185ZM185 203H184V204H185ZM200 203H201V202H200ZM207 203H208V201H207ZM211 203H212V202H211ZM211 203H210V204H211ZM219 203H220V202H219ZM248 203H249V202H248ZM254 203H256V202H254ZM254 203H253V204H254ZM36 204H37V203H36ZM36 204H35V205H36ZM86 204H88V203H86ZM178 204H179V203H178ZM198 204H199V203H198ZM37 205H38V204H37ZM101 205H102V204H101ZM115 205H116V203H115ZM119 205H120V204H119ZM145 205H146V204H145ZM199 205H200V204H199ZM222 205H224V203H222ZM236 205H237V204H236ZM254 205H255V204H254ZM67 206H68V205H67ZM67 206H66V208H67ZM88 206H89V205H88ZM88 206H87V207H88ZM127 206H128V205H127ZM133 206H134V205H133ZM137 206H138V205H137ZM139 206H140V205H139ZM220 206H221V205H220ZM244 206H245V205H244ZM247 206H248V205H247ZM85 207H86V206H85ZM87 207H86V208H87ZM119 207H120V206H119ZM150 207H151V206H150ZM228 207H229V206H228ZM248 207H249V206H248ZM257 207H258V206H257ZM260 207H261V206H260ZM49 208H50V207H49ZM115 208H116V207H115ZM129 208H130V207H129ZM189 208H190V207H189ZM189 208H188V209H189ZM223 208H225V207H223ZM223 208H222V210H223ZM245 208H246V207H245ZM249 208H250V207H249ZM251 208H252V207H251ZM101 209H102V206H101ZM101 209H99V211H100ZM123 209H124V208H123ZM147 209H149V207H148ZM182 209H183V208H182ZM192 209H193V208H192ZM220 209H221V208H220ZM225 209H226V208H225ZM240 209H241V208H240ZM246 209H247V208H246ZM263 209H264V208H263ZM63 210H64V209H63ZM80 210H83V209L81 208ZM91 210H92V209H91ZM114 210H115V209H114ZM136 210H137V209H136ZM142 210H143V209H142ZM145 210H146V209H145ZM151 210H153V209H151ZM227 210H228V209H227ZM249 210H250V209H249ZM249 210H248V211H249ZM251 210H252V209H251ZM253 210H254V209H253ZM118 211H119V210H118ZM140 211H141V210H140ZM195 211H196V210H195ZM232 211H233V210H231V212H232ZM51 212H52V211H51ZM108 212H109V211H108ZM190 212H191V211H190ZM202 212H203V211H202ZM241 212H243V211H241ZM259 212H260V211H259ZM32 213H33V212H32ZM76 213H77V212H76ZM79 213H80V211H79ZM116 213H117V212H116ZM144 213H146V211H145ZM197 213H198V212H197ZM222 213H223V212H222ZM222 213H221V215H222ZM245 213H246V212H245ZM247 213H248V212H247ZM247 213H246V214H247ZM256 213H257V212H256ZM263 213H264V212H263ZM25 214H26V213H25ZM87 214H88V213H87ZM111 214H112V213H111ZM181 214H182V213H181ZM215 214H216V213H215ZM218 214H219V213H218ZM224 214H225V213H224ZM232 214H233V213H232ZM237 214H238V212H237ZM4 215H5V214H4ZM15 215H16V214H15ZM109 215H110V214H109ZM125 215H126V214H125ZM125 215H124V216H125ZM131 215H132V213H131ZM206 215H207V214H206ZM216 215H217V214H216ZM233 215H234V214H233ZM242 215H245V214H242ZM242 215H241V216H242ZM262 215H263V214H262ZM1 216H2V215H1ZM1 216H0V217H1ZM106 216H107V215H106ZM112 216H113V215H112ZM118 216H120V215H118ZM135 216H136V215H134V217H135ZM182 216H183V215H182ZM245 216H246V215H245ZM107 217H108V216H107ZM114 217H115V216H114ZM132 217H133V216H132ZM159 217H161V216H159ZM183 217H184V216H183ZM214 217H215V216H214ZM231 217H232V216H231ZM233 217H234V216H233ZM88 218H89V217H88ZM119 218H120V217H119ZM137 218H138V216H137ZM184 218H185V217H184ZM229 218H230V217H229ZM262 218H263V217H262ZM93 219H94V218H93ZM117 219H118V217H117ZM148 219H149V218H148ZM165 219H166V218H165ZM188 219H189V218H188ZM212 219H213V218H212ZM239 219H240V218H239ZM239 219H238V220H239ZM263 219H264V218H263ZM25 220H26V219H25ZM94 220H95V219H94ZM94 220H93V221H94ZM100 220H101V219H100ZM167 220H168V219H167ZM233 220H234V219H233ZM233 220H232V222H233ZM243 220H244V218H243ZM251 220H252V219H251ZM115 221H116V220H115ZM153 221H154V220H153ZM163 221H164V220H163ZM190 221H191V219H190ZM192 221H193V220H192ZM192 221H191V222H192ZM202 221H203V220H202ZM228 221H229V219H228ZM228 221H227V222H228ZM246 221H247V220H246ZM249 221H250V220H249ZM256 221H257V220H256ZM263 221H264V220H263ZM263 221H262V222H263ZM1 222H2V221H1ZM76 222H77V221H76ZM113 222H114V221H113ZM117 222H118V221H117ZM144 222H146V221H144ZM191 222H190V223H191ZM210 222H211V220H210ZM213 222H214V221H213ZM222 222H223V221H222ZM225 222H226V221H225ZM230 222H231V220H230ZM236 222H237V221H236ZM259 222H260V221H259ZM127 223H128V219H127ZM167 223H168V224L170 223L169 220H168V222H166V225H167ZM184 223H185V222H184ZM193 223H194V221H193ZM193 223H192V224H193ZM214 223H215V222H214ZM228 223H229V222H228ZM237 223H238V222H237ZM244 223H245V222H244ZM250 223H251V222H250ZM263 223H264V222H263ZM31 224H32V223H31ZM62 224H63V223H62ZM76 224H77V223H76ZM78 224H79V223H78ZM105 224H106V223H105ZM181 224H182V222H181ZM204 224H205V223H204ZM208 224H209V223H208ZM223 224H224V223H223ZM241 224H242V223H241ZM246 224H247V222H246ZM259 224H260V223H259ZM259 224H257L256 226H258ZM106 225H107V224H106ZM140 225H141V224H140ZM154 225H155V224H154ZM170 225H171V224H170ZM182 225H183V224H182ZM185 225H186V224H185ZM213 225H214V224H213ZM251 225H252V224H251ZM251 225H250V226H251ZM25 226H26V225H25ZM98 226H99V225H98ZM107 226H108V225H107ZM109 226H110V225H109ZM109 226H108V227H109ZM160 226H161V225H160ZM190 226H191V225H190ZM227 226H230V225L227 224ZM232 226H234V225H232ZM232 226H231V227H232ZM253 226H255V225H253ZM261 226H262V225H261ZM59 227H60V226H59ZM92 227H93V225H92ZM94 227H96V226H94ZM127 227H128V225H127ZM146 227H147V226H146ZM146 227H145V228H146ZM202 227H203V224H202ZM231 227H230V228H231ZM241 227H242V226H241ZM263 227H264V224H263ZM4 228H5V227H4ZM4 228H3V229H4ZM12 228H13V226H12ZM12 228H11V229H12ZM34 228H35V227H34ZM178 228H179V227H178ZM178 228H177V229H178ZM186 228H187V227H186ZM190 228H191V227H190ZM194 228H195V227H194ZM211 228H212V227H211ZM215 228H216V227H215ZM221 228H222V227H221ZM221 228H220V229H221ZM226 228H227V227H226ZM244 228H245V227H244ZM257 228H259V227H256V229H257ZM260 228H262V227H260ZM260 228H259V230H260ZM35 229H36V228H35ZM79 229H80V228H79ZM91 229H92V228H91ZM114 229H115V227H114ZM188 229H189V228H188ZM195 229H196V228H195ZM199 229H200V228H199ZM203 229H204V227H203ZM213 229H214V227H213ZM231 229H232V228H231ZM231 229H230V230H231ZM245 229H246V228H245ZM106 230L108 231V229H106ZM109 230H110V229H109ZM127 230H129V229H127ZM131 230H132V229H131ZM190 230H191V229H190ZM201 230H202V229H201ZM251 230H252V229H251ZM254 230H255V229H254ZM259 230H258V231H259ZM15 231H16V230H15ZM15 231H14V232H15ZM95 231H96V230H95ZM132 231H133V230H132ZM168 231H169V230H168ZM24 232H25V231H24ZM73 232H74V231H73ZM81 232H82V231H81ZM109 232H110V231H109ZM115 232H117V230H116ZM119 232H120V231H119ZM134 232H137V231L134 230ZM166 232H167V231H166ZM261 232H263V231H261ZM95 233H96V232H95ZM104 233H105V232H104ZM110 233H112V232H110ZM172 233H173V232H172ZM191 233H192V232H191ZM240 233H241V232H240ZM243 233H244V232H243ZM7 234H8V233H7ZM20 234H21V233H20ZM23 234H24V233H23ZM36 234H37V233H36ZM115 234H116V233H115ZM137 234H138V233H137ZM164 234H166V233H164ZM167 234H168V233H167ZM202 234H203V233H202ZM229 234H230V233H229ZM231 234H232V233H231ZM233 234H234V233H233ZM254 234H256V233H254ZM25 235H26V234H25ZM82 235H83V234H82ZM106 235L109 236V234H106ZM106 235H105V236H106ZM191 235H192V234H191ZM191 235H190V236H191ZM21 236H22V235H21ZM97 236H98V235H97ZM111 236H112V235H111ZM111 236H110V237H111ZM160 236H161V235H160ZM231 236H233V235H231ZM251 236H252V235H251ZM255 236H256V235H255ZM19 237H20V236H19ZM25 237H26V236H25ZM103 237H104V236H103ZM110 237H108V238H110ZM112 237H113V236H112ZM139 237L141 238V236L139 235V236L137 237L138 240H139ZM198 237H199V235H198ZM207 237H208V236H207ZM207 237H206V240L208 239ZM214 237H215V236H214ZM216 237H217V236H216ZM247 237H248V236H247ZM7 238H8V237H7ZM43 238H44V237H43ZM98 238H99V236H98ZM158 238H159V237H158ZM162 238H163V236H162ZM251 238H252V237H251ZM31 239H32V238H31ZM49 239H50V238H49ZM234 239H235V238H234ZM55 240H56V239H55ZM92 240H93V238H92ZM108 240H109V239H108ZM110 240H111V239H110ZM161 240H162V239H161ZM161 240H160V241H161ZM177 240H178V239H177ZM189 240H191V239H189ZM1 241H2V240H1ZM50 241H51V240H50ZM56 241H57V240H56ZM80 241H81V240H80ZM84 241H85V240H84ZM103 241H105V240H103ZM139 241H140V240H139ZM143 241H144V240H143ZM156 241H157V240H156ZM162 241H163V240H162ZM162 241H161V242H162ZM164 241H166V240H164ZM164 241H163V242H164ZM169 241H170V240H169ZM171 241H172V240H171ZM202 241H203V240H202ZM202 241H201V244H202ZM220 241H221V239H220ZM222 241H223V240H222ZM249 241H250V240H249ZM253 241H254V240H253ZM24 242H25V241H24ZM88 242H89V241H88ZM101 242H102V241H101ZM117 242H118V241H117ZM126 242H127V241H126ZM132 242H133V241H132ZM204 242H205V241H204ZM204 242H203V243H204ZM49 243H50V242H49ZM80 243H81V242H80ZM85 243H86V242H85ZM113 243H114V242H112V244H113ZM128 243H131V242H128ZM128 243H127V244H128ZM175 243H176V242H175ZM185 243H186V242H185ZM188 243H189V242H188ZM219 243H220V242L218 241V245H219ZM222 243H224V242H222ZM38 244H39V243H38ZM60 244H62V243H60ZM149 244H150V242H149ZM159 244H160V243H159ZM166 244H167V243H166ZM193 244H195V243H193ZM207 244H208V243H207ZM234 244H236V243H234ZM261 244H262V243H261ZM99 245H100V243H99ZM115 245H116V243H115ZM136 245H138V244H136ZM151 245H152V244H151ZM161 245H162V244H161ZM174 245H176V244H174ZM199 245H200V244H199ZM242 245H243V244H242ZM112 246H113V245H112ZM112 246H111V247H112ZM124 246H125V245H124ZM130 246H131V245H130ZM163 246H164V245H163ZM196 246H197V245H196ZM196 246H195V247H196ZM232 246H233V245H232ZM238 246H239V245H238ZM93 247H95V246H93ZM103 247H104V246H103ZM106 247H107V246H106ZM121 247H122V246H121ZM135 247H136V246H135ZM144 247H145V245H144ZM149 247H150V245L148 246V248H149ZM192 247H193V246H192ZM192 247H191V248H192ZM6 248H7V247H6ZM22 248H23V247H22ZM140 248H141V247H140ZM148 248H147V250H148ZM154 248H155V247H154ZM156 248H157V247H156ZM156 248H155V251H156ZM193 248H194V247H193ZM199 248H200V247H199ZM4 249H5V248H4ZM60 249H61V248H60ZM110 249H111V248H110ZM110 249H109V250H110ZM112 249H113V248H112ZM158 249H159V248H158ZM160 249H161V248H160ZM165 249H166V248H165ZM165 249H164V250H165ZM215 249H217V248H215ZM218 249H219V247H218ZM236 249H237V248H236ZM21 250H22V249H21ZM141 250H142V249H141ZM166 250H167V249H166ZM172 250H173V249H172ZM188 250H189V249H188ZM204 250H205V248H204ZM246 250H247V249H246ZM83 251H84V250H83ZM111 251H112V250H111ZM129 251H130V250H129ZM134 251H135V250H134ZM155 251H154V252H155ZM1 252H2V250H1ZM9 252H10V251H9ZM20 252H21V251H20ZM47 252H48V251H47ZM98 252H99V251H97V253H98ZM107 252H108V251H107ZM118 252H119V251H118ZM164 252H166V251H164ZM203 252H204V251H203ZM216 252H217V251H216ZM238 252H239V251H238ZM246 252H247V251H246ZM21 253H22V252H21ZM100 253H101V252H100ZM100 253H98V254H100ZM111 253H112V252H111ZM145 253H146V252H145ZM145 253H144V254H145ZM149 253H150V251H149ZM151 253H153V252H151ZM170 253H171V251H170ZM190 253H191V252H190ZM201 253H202V252H201ZM214 253H215V252H214ZM219 253H221V252H219ZM225 253H226V252H225ZM235 253H236V252H235ZM263 253H264V252H263ZM108 254H110V253H108ZM238 254H239V253H238ZM253 254H254V253H253ZM15 255H16V254H15ZM86 255H88V254H86ZM103 255H104V254H103ZM114 255H116V254H114ZM155 255H158V254L155 253ZM185 255H186V254H185ZM220 255H222V254H220ZM227 255H228V257H229V254H227ZM227 255H226V256H227ZM50 256H51V255H50ZM74 256H75V255H74ZM92 256H94V255L92 254ZM116 256H117V255H116ZM131 256H132V255H131ZM143 256H144V255H143ZM147 256H149V255H147ZM147 256H145V257H147ZM158 256H159V255H158ZM158 256H157V257H158ZM208 256H209V255H208ZM257 256H258V255H257ZM259 256H260V255H259ZM262 256H263V255H262ZM25 257H26V256H25ZM52 257H53V256H52ZM83 257H85V256H83ZM89 257H90V255H89ZM100 257H101V256H100ZM100 257H97V258L100 259ZM108 257H109V256H108ZM125 257H127V256H125ZM149 257H150V256H149ZM149 257H148V258H149ZM157 257H156V256H153L152 259H154V258L158 259ZM161 257H162V255H161ZM61 258H62V257H61ZM61 258H60V259H61ZM94 258H95V257H94ZM101 258H102V257H101ZM115 258H116V257H115ZM139 258H140V257H139ZM143 258H144V257H143ZM150 258H151V257H150ZM217 258H218V257H217ZM217 258H216V259H217ZM230 258H232V257H230ZM259 258H260V257H259ZM86 259H87V258H86ZM86 259H85V260H86ZM107 259H108V258H107ZM124 259H125V258H124ZM134 259H135V258H134ZM134 259H133V260H134ZM173 259H174V258H173ZM193 259H194V258H193ZM213 259H214V257H213ZM256 259H257V257L255 258V260H256ZM68 260H69V259H68ZM74 260H75V259H74ZM96 260H97V259H96ZM145 260H146V259H145ZM195 260H196V259H195ZM195 260H194V261H195ZM218 260H219V259H218ZM218 260H217V261H218ZM249 260H250V259H249ZM4 261H6V260H4ZM37 261H38V260H37ZM99 261H100V260H99ZM108 261H109V263H110L111 260H108ZM108 261H107V262H108ZM118 261H119V260H118ZM135 261H136V260H135ZM152 261H154V260H152ZM152 261H151V262H152ZM155 261H156V260H155ZM157 261H159V260H157ZM228 261H229V260H228ZM231 261H232V260H230V263H231ZM244 261H245V260H244ZM260 261H262V260H260ZM0 262H1V261H0ZM81 262H82V261H81ZM100 262H102V261H100ZM111 262H112V261H111ZM146 262H147V261H146ZM180 262H181V261H180ZM205 262H206V261H205ZM219 262H220V261H219ZM233 262H234V261H233ZM240 262H241V261H240ZM242 262H243V261H242ZM257 262H258V261H257ZM3 263H4V262H3ZM103 263H105V262H103ZM103 263H101V264H103ZM113 263H114V262H113ZM128 263H129V262H128ZM136 263H138V262H136ZM136 263H135V264H136ZM155 263L157 264V262H155ZM155 263H154V264H155ZM159 263H160V262H159ZM159 263H158V264H159ZM165 263L167 264V262H165ZM244 263H245V262H244ZM255 263H256V262H255ZM40 264H41V263H40ZM44 264H45V263H44ZM76 264H77V263H76ZM96 264H97V263H96ZM111 264H112V263H111ZM120 264H121V263H120ZM123 264H125V263H123ZM132 264H133V263H132ZM145 264H146V263H145ZM148 264H150V260H149ZM152 264H153V263H152ZM180 264H181V263H180ZM194 264H195V263H194ZM231 264H232V263H231ZM242 264H243V263H242ZM245 264H246V263H245ZM253 264H254V261H253ZM257 264H259V263H257ZM262 264H264V262H263Z\"/></svg>",
    "mask_w": 264,
    "mask_h": 264
}]
</instances>
